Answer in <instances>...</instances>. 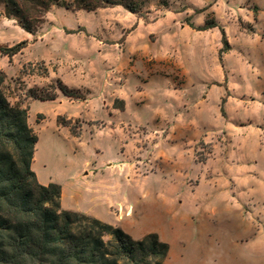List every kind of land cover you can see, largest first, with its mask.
<instances>
[{
	"label": "rangeland",
	"instance_id": "rangeland-1",
	"mask_svg": "<svg viewBox=\"0 0 264 264\" xmlns=\"http://www.w3.org/2000/svg\"><path fill=\"white\" fill-rule=\"evenodd\" d=\"M125 1L137 10L123 4L86 7L96 0L53 1L32 33L0 6V47L26 40L12 58L0 50L3 89L12 104L28 107L38 135L32 168L42 183L62 185L64 208L93 211L110 222L99 193L112 179L130 199L122 195L110 207L117 226L134 238L156 232L162 239L201 223L194 213L199 201L180 173L172 170L179 178L175 184L159 186L154 179L168 176L173 157L184 168L186 147L195 161H204L212 144L204 136L222 135L225 102L257 96L264 0ZM207 21L217 25L198 29ZM59 80L73 95L57 87ZM54 87L55 99L40 98ZM186 99L194 104L192 115L182 106ZM203 101L209 104L205 116L198 108ZM104 161L116 165L113 172L102 180L91 176L95 162ZM122 163L129 165L128 177ZM199 170L195 165L193 189L202 181ZM147 174L150 198L140 201ZM196 193H202L200 185Z\"/></svg>",
	"mask_w": 264,
	"mask_h": 264
},
{
	"label": "trees",
	"instance_id": "trees-1",
	"mask_svg": "<svg viewBox=\"0 0 264 264\" xmlns=\"http://www.w3.org/2000/svg\"><path fill=\"white\" fill-rule=\"evenodd\" d=\"M53 1L61 0H0V6L32 33ZM110 4L137 10L125 0H96L86 7ZM216 25L207 21L198 29ZM25 45L23 40L0 50L12 58ZM6 77L0 68V264H167L170 245L158 233L134 238L120 226L64 208L62 185L38 179L32 168L38 135L29 125L28 107L12 104L6 95ZM57 87L73 95L60 80ZM53 89L40 98L55 99Z\"/></svg>",
	"mask_w": 264,
	"mask_h": 264
},
{
	"label": "crops",
	"instance_id": "crops-1",
	"mask_svg": "<svg viewBox=\"0 0 264 264\" xmlns=\"http://www.w3.org/2000/svg\"><path fill=\"white\" fill-rule=\"evenodd\" d=\"M258 79L257 96L247 102L244 97H236L225 102L227 118L221 130L222 135L208 133L205 141L211 142L207 158L197 162L187 147L181 156L185 159L182 168L178 159L169 162L168 176L154 179L162 184H175L176 173H180L183 184L190 188L195 204L194 213L201 223L194 224L187 230L177 228L162 239L169 243L170 260L180 264H262L264 257V70L255 72ZM208 102L203 101L198 108L205 116ZM187 114H193L194 104L186 99L182 103ZM174 133V132H173ZM181 158V157H180ZM33 163V162H32ZM195 165L199 166L201 183L193 189L192 177ZM109 162H95V170L90 175L102 180L116 168ZM121 170L128 177L129 165L122 163ZM179 170V171H177ZM153 174L157 175L154 171ZM38 176V175H37ZM39 179V178H38ZM107 179V178H105ZM104 179V180H105ZM147 174L141 181L138 200L146 201L145 184L151 181ZM192 183V186H191ZM109 188L99 193L105 196L107 211L113 216L110 223L121 225L110 207L119 201L123 190L112 179L107 182ZM199 185L202 193H196ZM157 194H154V198ZM191 196H189L191 198ZM62 188V206H64ZM125 200L130 199L123 195ZM159 197V196H158ZM187 197V198H189ZM71 209V208H67ZM88 213L101 219L98 213L83 209H72ZM103 220V219H102Z\"/></svg>",
	"mask_w": 264,
	"mask_h": 264
}]
</instances>
